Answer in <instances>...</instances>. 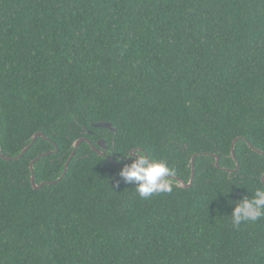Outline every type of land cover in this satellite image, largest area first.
<instances>
[{"label":"trees","instance_id":"obj_1","mask_svg":"<svg viewBox=\"0 0 264 264\" xmlns=\"http://www.w3.org/2000/svg\"><path fill=\"white\" fill-rule=\"evenodd\" d=\"M0 118V264H264L224 196L264 188V0H0ZM134 148L193 186L141 199Z\"/></svg>","mask_w":264,"mask_h":264},{"label":"clouds","instance_id":"obj_2","mask_svg":"<svg viewBox=\"0 0 264 264\" xmlns=\"http://www.w3.org/2000/svg\"><path fill=\"white\" fill-rule=\"evenodd\" d=\"M125 163L119 176L130 184H135V190L141 199L150 198L155 193H170L173 185L169 177L175 175L174 169L163 160L151 157L141 149H132L127 153ZM229 191L224 195L229 206L233 207L231 220L234 227L245 222H256L264 218V188H257L251 197L244 195L240 200L233 202Z\"/></svg>","mask_w":264,"mask_h":264},{"label":"water","instance_id":"obj_3","mask_svg":"<svg viewBox=\"0 0 264 264\" xmlns=\"http://www.w3.org/2000/svg\"><path fill=\"white\" fill-rule=\"evenodd\" d=\"M0 126H1V118H0ZM93 127H95V128H106V129H109L111 132H114V133L117 132V129L114 128L113 124H111V123L100 122V123L95 124ZM39 137H44V138H46L45 135H44L43 133H37V134H35L34 137H33V142H32V144L29 145L27 148H25V149L23 150V152L21 153V155H19V156L16 157L15 159H20V158H21V157H22V156H23V155H24V154H25V153H26V152L32 147V145L37 141V139H38ZM237 141H238V140L236 139V140L234 141V143H233V146H232V156H233V159H234L235 161H237L236 153H235V147H236V143H237ZM83 142L90 143V141H89L88 139H86V138H81V139H78L77 141L74 142V144H73L74 151H73V153L71 154L69 160L67 161V163H66V165H65V171H64L62 177H61L60 179H58V181H60V180L66 175V173H67V171H68V168H69V165H70V162L72 161V159H73L74 156L76 155V152L78 151V149L80 148V146H81V144H82ZM97 146H98L99 148H101L103 151H108L107 142H106L105 140H99V141L97 142ZM97 146H94V145H93L92 148H93L97 153H99L101 156H103V157H107L106 154H105V152L101 151ZM250 147H252V145H250ZM252 148H253V147H252ZM253 149H254L256 152L260 153V154H264L262 151H259V150L255 149V148H253ZM57 152H58V148L55 149V153H57ZM43 156H45V155H41L40 157H38L36 160H34V161L31 163V169H32V172H33V175H32V186H33V188H34L35 190H40L43 186H47V185H50V184H53V183H54V182H45V183H42V184H37V183H36V178H35V174H34V165H35L36 161L39 160L40 158H42ZM197 156H198V155H195V156L192 158V160H191V164H192V175H191V178H190V180H189L188 183L185 182V181L182 180V179H179V178L175 177V176H171V177H169L170 180H173V181L176 182V185H177L178 187L183 188V189H189V188H191V187L193 186V184H194V180H195V176H196L195 161H196V157H197ZM0 158H2V159H4V160H7V161L12 160L11 158L6 157L5 155H3V152H2V148H1V147H0ZM216 159H217V160H216V166H217L218 168H220V164H219L220 159H219V157H217V156H216ZM108 161L111 162V163H114V164L118 165V167H120V168H122L123 165H124L125 163H128V164L131 163V160H126L125 163H124L123 165H120V164H117V163H116L113 159H111V158H108ZM239 168H240V166H239V163H238V161H237V168H236L235 170H232L231 172L238 171ZM58 181H57V182H58ZM262 181H263V183H264V176H263V178H262Z\"/></svg>","mask_w":264,"mask_h":264},{"label":"flooded vegetation","instance_id":"obj_4","mask_svg":"<svg viewBox=\"0 0 264 264\" xmlns=\"http://www.w3.org/2000/svg\"><path fill=\"white\" fill-rule=\"evenodd\" d=\"M107 156V155H106ZM123 163H125V162H123Z\"/></svg>","mask_w":264,"mask_h":264}]
</instances>
